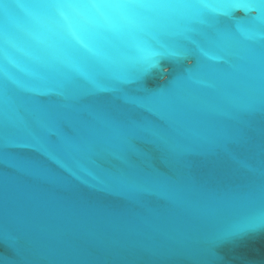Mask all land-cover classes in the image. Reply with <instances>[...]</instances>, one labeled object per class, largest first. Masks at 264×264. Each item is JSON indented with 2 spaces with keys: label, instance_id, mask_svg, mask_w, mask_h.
Returning <instances> with one entry per match:
<instances>
[{
  "label": "snow or ice",
  "instance_id": "snow-or-ice-1",
  "mask_svg": "<svg viewBox=\"0 0 264 264\" xmlns=\"http://www.w3.org/2000/svg\"><path fill=\"white\" fill-rule=\"evenodd\" d=\"M14 9L28 20L23 31L7 23ZM236 10L257 15L248 24L237 22L233 31L222 18L231 20ZM0 17L5 21L0 26V222L12 212L27 219L37 251L69 264L77 256L69 236L110 246L134 238L160 240V248L174 238L165 229L167 221L150 210L121 211L65 195L73 181L136 208L143 209V197L157 196L177 214L213 211L206 206L213 197L203 188L179 177L145 174L129 155L138 152L137 143H146L179 163L188 143L220 138L202 129L207 115L237 119L241 113H264V0H0ZM20 51L34 64L30 85L12 71L20 67ZM193 54L194 67L170 87L138 90L142 94L125 89L158 67L160 58ZM77 79L82 83L74 84ZM13 86L31 97L55 94L60 100H22ZM208 88L215 93L213 104L196 94ZM105 93L125 108L99 99ZM110 160L118 163H100ZM245 189L261 210L222 223L217 241L264 233V167Z\"/></svg>",
  "mask_w": 264,
  "mask_h": 264
},
{
  "label": "water",
  "instance_id": "water-1",
  "mask_svg": "<svg viewBox=\"0 0 264 264\" xmlns=\"http://www.w3.org/2000/svg\"><path fill=\"white\" fill-rule=\"evenodd\" d=\"M255 11L245 13L236 10L232 19L222 18L233 31L237 22L248 24L255 17ZM7 23L14 30L23 31L28 20L21 10L14 9ZM5 21L0 17V26ZM242 45L253 46V42L241 41ZM21 48H26L21 42ZM10 55H15L10 52ZM19 68L12 71L26 85L32 83L31 72L34 64L26 51L17 53ZM197 56L162 57L158 67L150 70L139 82L126 85L132 94H142L138 90L157 91L171 86V82L184 74L185 69L196 64ZM0 63V67H2ZM2 75V73H0ZM74 84L82 83L77 79ZM22 100L29 98L39 102L55 103L60 97L55 94L31 97L22 89H15ZM196 94L207 104L216 101L213 89H198ZM99 99L114 108L124 109L121 101L111 94H102ZM144 118L161 123L147 113H137ZM202 129L213 130L220 135L213 143L191 142L189 151L177 163L166 150L152 144L137 143L138 152L129 159L145 174H158L161 179L186 180L203 188L213 199L206 206L213 209L207 213L189 210L175 213L169 203L157 196L143 197V209L136 208L116 196L92 191L86 185L73 181L71 193L90 202L121 211L151 213L167 221L165 229L174 236L166 241L165 247H158L160 240L132 239L121 241L118 246H110L107 241L92 239L85 235L69 236L67 242L76 250L77 256L69 264H249L259 262L264 256V233L244 241H217L216 233L222 223L251 215L261 210L259 202L246 198L245 186L259 174L264 167V113L239 114L237 119H228L219 114H209ZM108 167L118 162L101 161ZM9 241L11 245L9 246ZM37 238L30 222L18 217L15 212L0 222V264H61L46 254L37 251Z\"/></svg>",
  "mask_w": 264,
  "mask_h": 264
}]
</instances>
